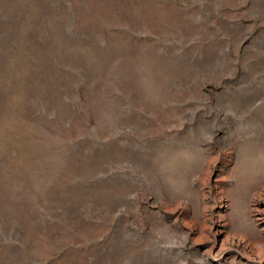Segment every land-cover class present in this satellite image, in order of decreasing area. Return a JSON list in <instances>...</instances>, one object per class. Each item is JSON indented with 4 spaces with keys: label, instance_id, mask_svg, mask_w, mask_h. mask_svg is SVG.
I'll use <instances>...</instances> for the list:
<instances>
[{
    "label": "rangeland",
    "instance_id": "374dc122",
    "mask_svg": "<svg viewBox=\"0 0 264 264\" xmlns=\"http://www.w3.org/2000/svg\"><path fill=\"white\" fill-rule=\"evenodd\" d=\"M0 264H264V0H0Z\"/></svg>",
    "mask_w": 264,
    "mask_h": 264
}]
</instances>
